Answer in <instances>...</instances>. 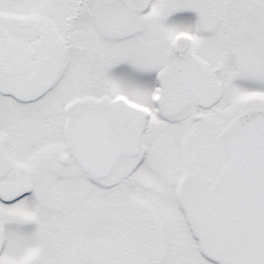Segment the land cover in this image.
<instances>
[{"label": "snow or ice", "instance_id": "snow-or-ice-1", "mask_svg": "<svg viewBox=\"0 0 264 264\" xmlns=\"http://www.w3.org/2000/svg\"><path fill=\"white\" fill-rule=\"evenodd\" d=\"M0 264H264V0H0Z\"/></svg>", "mask_w": 264, "mask_h": 264}]
</instances>
